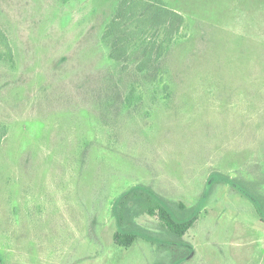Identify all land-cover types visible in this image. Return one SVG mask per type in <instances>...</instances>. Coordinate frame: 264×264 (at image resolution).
Here are the masks:
<instances>
[{
	"label": "rangeland",
	"instance_id": "obj_1",
	"mask_svg": "<svg viewBox=\"0 0 264 264\" xmlns=\"http://www.w3.org/2000/svg\"><path fill=\"white\" fill-rule=\"evenodd\" d=\"M0 264H264V0H0Z\"/></svg>",
	"mask_w": 264,
	"mask_h": 264
},
{
	"label": "trees",
	"instance_id": "obj_2",
	"mask_svg": "<svg viewBox=\"0 0 264 264\" xmlns=\"http://www.w3.org/2000/svg\"><path fill=\"white\" fill-rule=\"evenodd\" d=\"M161 12L174 16V18H177V21H183L184 19L181 14L176 11L169 10L168 8L161 9ZM146 209L149 214L158 215L168 230L179 237H183L196 221L195 217L184 220L175 217L164 205L152 197H148ZM135 239V234L126 233L122 230H118L115 234V241L117 244L123 246H131Z\"/></svg>",
	"mask_w": 264,
	"mask_h": 264
}]
</instances>
